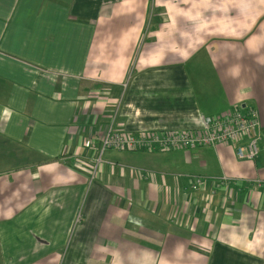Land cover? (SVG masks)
<instances>
[{
  "label": "crops",
  "instance_id": "obj_1",
  "mask_svg": "<svg viewBox=\"0 0 264 264\" xmlns=\"http://www.w3.org/2000/svg\"><path fill=\"white\" fill-rule=\"evenodd\" d=\"M245 107L254 160L233 142L97 166L109 129ZM0 264H264V0H0Z\"/></svg>",
  "mask_w": 264,
  "mask_h": 264
},
{
  "label": "built area",
  "instance_id": "obj_2",
  "mask_svg": "<svg viewBox=\"0 0 264 264\" xmlns=\"http://www.w3.org/2000/svg\"><path fill=\"white\" fill-rule=\"evenodd\" d=\"M247 139L246 144L240 142ZM261 139V122L255 107L237 108L206 120L202 128L194 130H156L143 131L137 134L113 133L109 129L103 137L98 164L106 149L115 148L123 151L175 150L194 149L204 146H215L222 143L239 142L236 152L240 159L254 160L259 155V140ZM87 145H92L87 142ZM197 188L203 180L200 175L194 176ZM222 182L229 184L235 180L223 176Z\"/></svg>",
  "mask_w": 264,
  "mask_h": 264
}]
</instances>
